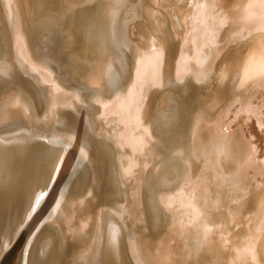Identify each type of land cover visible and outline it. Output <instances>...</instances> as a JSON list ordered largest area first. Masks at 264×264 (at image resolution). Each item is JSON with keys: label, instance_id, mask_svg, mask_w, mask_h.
Returning <instances> with one entry per match:
<instances>
[{"label": "rangeland", "instance_id": "374dc122", "mask_svg": "<svg viewBox=\"0 0 264 264\" xmlns=\"http://www.w3.org/2000/svg\"><path fill=\"white\" fill-rule=\"evenodd\" d=\"M66 2L72 61L0 0V132L51 143L48 209L2 264H29L43 230L60 237L51 264H101L109 222L127 264H264V72L245 76L264 56V0Z\"/></svg>", "mask_w": 264, "mask_h": 264}, {"label": "bare ground", "instance_id": "6f19581e", "mask_svg": "<svg viewBox=\"0 0 264 264\" xmlns=\"http://www.w3.org/2000/svg\"><path fill=\"white\" fill-rule=\"evenodd\" d=\"M17 1H18L19 9H20L21 14H22V18L25 20V22L29 23L30 25H33V24L43 25L46 28L48 27L49 31H51L50 29L57 31L58 36L57 35L56 36L59 38L57 40L59 41L58 45H59L60 53H62L63 55L68 57L70 59V61H72V54L74 53L76 44H78L77 43L78 38L81 37L82 34L79 32L81 30H79L78 27L76 30L75 26H72L73 25L72 23H75L76 21L71 22V17H72L71 16V14H72L71 13L72 12L71 7H72V5H71V7H69L67 5L68 4L67 2H69V1H67V2H66V0H17ZM103 1H105V0H103ZM72 2H74V1H72ZM92 2H93V0H92ZM121 2H124V1H121ZM111 3H112V0H111ZM106 5H108V2ZM77 6H75V7H77ZM82 6H80V8H82ZM112 6L110 5L109 7H112ZM83 8H84V6H83ZM107 9L106 10L104 9L105 12L107 11ZM116 9H119V8H116ZM77 10H79V8ZM111 10H112V8H111ZM74 13H73V15H74ZM115 14L116 13H114V15ZM113 18H115V17H113ZM111 23H112V21L110 19H108L107 30L113 37V29H114L113 27L114 26L112 27ZM23 27H25V26H23ZM35 30H37V29H35ZM25 32L27 33V31H25ZM37 38H38V36H37ZM52 40H54V38H52ZM54 42H56V41H54ZM54 42H53V44H54ZM84 45H86V44L84 43ZM30 46H32V45H30ZM37 49H38V47H37ZM80 49H81V47H80ZM85 49H87V48H85ZM80 51L81 50H79V52ZM86 51H88V49ZM77 52L78 51L76 50L75 54H77ZM82 53H84V52H82ZM85 54L87 55V53H85ZM81 57H83V56L81 55ZM89 57H90V55H89ZM47 58H49V55ZM231 58H232V56H231ZM82 59L83 58H81V60ZM86 59H87V57H86ZM257 59L258 60H255L253 62V64L251 65V67L247 69V72L245 75L246 77L252 76L254 74L256 75L259 72L262 74V72H264V56L260 55V57H258ZM80 63H82V62H80ZM80 65H82V64H80ZM84 67H87V66H84ZM71 68H72V66H71ZM77 68H79V66ZM89 76H90V74H89ZM93 77H91V79ZM161 95H163V94H161ZM204 112H205V110H204ZM31 130L28 129L27 127L23 126L22 124H19V125H16L15 127L11 128V129L6 128L5 130H3V132H0V264H2V261H3L2 258L5 257V254L10 250L11 247H13L22 238L23 235H25V233L28 231L30 226L34 223V220L37 218V216H39L41 213L47 211V209H48V208H46L45 201H44V199L46 197L45 196L46 187L43 183L44 180H42V176H41V166H42V155L45 151L44 147L46 146V144L49 145L51 143L48 144V142H47L44 145V142H43L44 140H42L43 136L41 137L40 133L36 134V132L34 133ZM238 142H239V140H238ZM52 144H54V143H52ZM230 144L232 145V143H230ZM55 145H58V144H55ZM227 146L228 145L226 144L225 147L228 151L229 149L227 148ZM46 147H49V146H46ZM59 147H60V145H59ZM233 147H235V146H233ZM236 147H237V145H236ZM238 148H240V147H238ZM51 150H50V152H51ZM240 150H242V149H239V151ZM236 152L238 153V150H236ZM52 154L55 155V153H52ZM230 154H231V152H230ZM56 158H58V157H56ZM77 170H79V169H77ZM83 174H84V172L82 170H80V172H78V174L73 179L68 181L69 184L72 186H77L78 184H80L82 177H83ZM60 178H61V175H60ZM54 181H56V180H54ZM58 185H59V182H58ZM65 185H66V182H65ZM60 186H61V184H60ZM60 186H57V188ZM55 189H56V187H55ZM48 200H52V199L49 198ZM45 230H46V228H45ZM47 231L43 230V231L39 232L38 235L36 236L35 240L32 242L30 255H29V264H51L55 260L57 254H58V242L60 241L59 240L57 242L56 238H60V237L58 236L55 238L53 234H51L50 232H47ZM55 232H57V231H55ZM21 240H24V239L22 238ZM124 247H125V238H124V232H123L122 228L119 225H117V223H115V222H109L108 224H106L104 229H103V233H102V236L98 242V247H97V254L100 257V263L101 264H127Z\"/></svg>", "mask_w": 264, "mask_h": 264}]
</instances>
